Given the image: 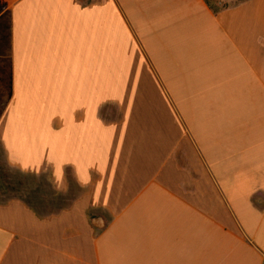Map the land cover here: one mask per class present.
Here are the masks:
<instances>
[{"label":"crops","instance_id":"0c3cea01","mask_svg":"<svg viewBox=\"0 0 264 264\" xmlns=\"http://www.w3.org/2000/svg\"><path fill=\"white\" fill-rule=\"evenodd\" d=\"M207 1L0 0V147L39 178L0 264H264V0Z\"/></svg>","mask_w":264,"mask_h":264},{"label":"rangeland","instance_id":"374dc122","mask_svg":"<svg viewBox=\"0 0 264 264\" xmlns=\"http://www.w3.org/2000/svg\"><path fill=\"white\" fill-rule=\"evenodd\" d=\"M216 4V2H219L220 0H209ZM124 49L118 50V56L119 57ZM114 55V53H113ZM115 57V56H114ZM120 59V58H119ZM121 60V59H120ZM118 64H113L111 67L103 65L102 69V76L103 79H118L117 76L124 72L125 67H122L121 65L116 67ZM123 69V70H122ZM100 116L103 118L104 121L110 122L117 120L118 115L115 113L114 107L111 105H104L100 110ZM7 176L6 180H0V201L4 200L9 197H23L26 200H30L31 198V187L32 185H36L38 181V177L35 176L32 172H26L21 171L16 167H13L12 164L6 162L4 159V151L0 147V174Z\"/></svg>","mask_w":264,"mask_h":264},{"label":"trees","instance_id":"16d2710c","mask_svg":"<svg viewBox=\"0 0 264 264\" xmlns=\"http://www.w3.org/2000/svg\"><path fill=\"white\" fill-rule=\"evenodd\" d=\"M206 2L209 3L207 0H206ZM4 8H6V4L0 2V10H3ZM6 178H7L6 175H4L3 173H2V175L0 174V180H1V179H2V180H6Z\"/></svg>","mask_w":264,"mask_h":264},{"label":"built area","instance_id":"2783aa9c","mask_svg":"<svg viewBox=\"0 0 264 264\" xmlns=\"http://www.w3.org/2000/svg\"><path fill=\"white\" fill-rule=\"evenodd\" d=\"M220 1L224 2L225 0H220Z\"/></svg>","mask_w":264,"mask_h":264}]
</instances>
